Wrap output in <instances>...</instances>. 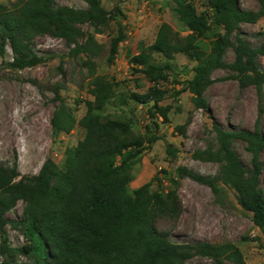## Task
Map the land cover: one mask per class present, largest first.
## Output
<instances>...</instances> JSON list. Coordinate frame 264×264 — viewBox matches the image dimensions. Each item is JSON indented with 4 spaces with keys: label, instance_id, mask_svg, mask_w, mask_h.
<instances>
[{
    "label": "trees",
    "instance_id": "trees-1",
    "mask_svg": "<svg viewBox=\"0 0 264 264\" xmlns=\"http://www.w3.org/2000/svg\"><path fill=\"white\" fill-rule=\"evenodd\" d=\"M84 1L88 9L58 6L55 0H18L10 6L0 5V55L5 56L9 45L12 67H35L44 58L35 52L32 39L35 35H49L71 43L74 47L70 54L74 57L96 56L101 47L84 26L100 34L115 21L118 34L111 39L107 58L113 63L125 40L118 16L107 11L102 0ZM172 1L178 21L190 33L179 39L168 23H162L154 44L130 59L134 72L154 83L145 93L135 92L130 97L135 103L149 105L150 123L144 136L135 135L128 121L100 115V106L116 97L117 84L104 76H95L88 62L93 71V100L85 101L87 110L79 121L56 92L60 106L51 120L54 133L68 134L77 124L86 130L76 147L67 148L63 167L48 158L38 174L22 176L17 164L11 168L0 165V264H24L19 261L20 255L32 264H192L196 257L211 259L216 264H247L241 249L233 243H176L159 224L177 221L182 213L176 190L179 177L206 185L217 195L221 193V183L234 189L238 203L253 214V223L264 234V189L260 185L264 134L258 128L227 131L214 122L220 147L203 159L220 163L218 176L207 177L181 167L177 176L162 172L170 184L167 191H152L153 181L133 192L129 190L145 145L161 140L160 124L169 122L172 107L161 105L167 94L158 84L166 81L168 72L176 68L177 54L197 62L188 83L196 109L209 112L205 92L214 83L212 73L218 69L231 70L233 74L228 78L238 81L241 88L255 86L261 90L264 86V70L259 62L264 57V32L258 33L261 41L256 47L241 33L243 24H255L264 18V0H259L257 11L243 10L239 0H206L205 12H199L193 0ZM212 25L221 27L223 35L207 52L197 43ZM229 48L235 54L232 63L226 60ZM155 54L161 55L163 62H158ZM235 140L246 143L252 152V170L234 151ZM167 151L174 157L178 153L172 144ZM18 201L25 203L22 228L26 243L14 248L6 227L16 223L5 214Z\"/></svg>",
    "mask_w": 264,
    "mask_h": 264
},
{
    "label": "rangeland",
    "instance_id": "rangeland-1",
    "mask_svg": "<svg viewBox=\"0 0 264 264\" xmlns=\"http://www.w3.org/2000/svg\"><path fill=\"white\" fill-rule=\"evenodd\" d=\"M17 1L0 0V5L10 6ZM193 1L199 12L207 10L206 0ZM55 2L58 6L88 9L84 0ZM239 4L248 11L260 8L259 0H239ZM102 5L107 11L117 14L125 34L113 63L107 58L111 39L118 34L119 27L115 21L100 34H95L92 27L84 26L87 34L95 35L101 47L96 56L74 57L70 54L74 47L71 43L49 35H35L32 39L35 52L44 58L43 63L35 67H12L13 53L9 45L5 56L0 55V165L3 167L11 168L17 164L22 176L38 174L48 158L63 167L67 148L76 147L84 139L86 130L77 124L68 134L54 133L51 120L60 106L56 92L59 91L68 110L79 121L87 110L85 101L93 100L90 95L93 71L87 66L88 62L95 76H104L117 84L116 97L100 106V115L106 119L128 121L135 135H145L146 126L150 123L149 105L135 103L130 97L135 92L145 93L154 83L135 73L130 59L142 48L154 44L162 23H168L179 39L190 32L178 21L172 0H102ZM260 32H264V18L241 27L243 37L253 47L260 44ZM222 35L223 29L212 25L197 45L209 52ZM154 56L158 62H163L161 55ZM226 60L228 63L235 61L231 48L227 50ZM259 62L264 70V57H260ZM175 63L176 68L168 72L167 80L158 84L167 94L161 105L172 107L169 122L160 124L158 134L163 136L161 140L145 145L141 162L135 166L134 179L129 185L131 192L151 181L152 191H167L170 184L162 172L177 176L181 167L207 177L218 176L220 163L203 159L220 147L214 122L227 131H255L258 128L264 134V86L261 90L255 86L241 88L238 81L228 78L233 74L231 70L218 69L212 73L214 83L205 92L209 112L196 109L188 83L193 78L197 62L184 54H177ZM169 144L178 149L175 157L167 151ZM232 147L245 167L252 170L253 154L248 145L235 140ZM156 177L159 180H155ZM220 185L221 193L217 195L206 185L178 177L176 190L182 201V213L177 221L161 222L160 229L167 231L176 243H233L241 249L247 264H264V234L253 223V214L238 203L234 189L223 183ZM260 185L264 189V170L260 175ZM24 208L25 203L18 201L5 214L16 223L6 227L10 245L14 248L26 243L22 228ZM19 261L32 264L23 255L19 256ZM191 263L216 264L204 257H196Z\"/></svg>",
    "mask_w": 264,
    "mask_h": 264
}]
</instances>
